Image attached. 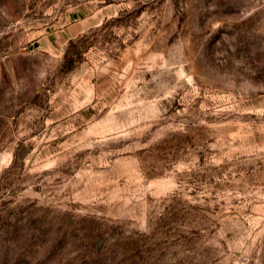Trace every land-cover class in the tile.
I'll return each instance as SVG.
<instances>
[{
  "label": "rangeland",
  "instance_id": "rangeland-1",
  "mask_svg": "<svg viewBox=\"0 0 264 264\" xmlns=\"http://www.w3.org/2000/svg\"><path fill=\"white\" fill-rule=\"evenodd\" d=\"M0 264H264V0H0Z\"/></svg>",
  "mask_w": 264,
  "mask_h": 264
}]
</instances>
